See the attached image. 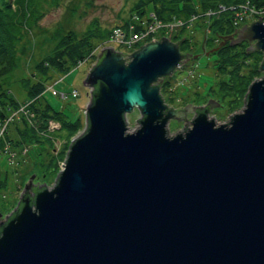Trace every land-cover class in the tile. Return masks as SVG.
<instances>
[{"label":"water","instance_id":"1","mask_svg":"<svg viewBox=\"0 0 264 264\" xmlns=\"http://www.w3.org/2000/svg\"><path fill=\"white\" fill-rule=\"evenodd\" d=\"M233 34L216 49L251 44L263 77L219 125L210 100L174 110L160 97L162 81L196 58L179 53L182 39L101 49L83 81V131L53 186L33 187L32 175L0 222V264H264V25L258 17ZM169 120L185 121L183 133L168 137Z\"/></svg>","mask_w":264,"mask_h":264},{"label":"trees","instance_id":"2","mask_svg":"<svg viewBox=\"0 0 264 264\" xmlns=\"http://www.w3.org/2000/svg\"><path fill=\"white\" fill-rule=\"evenodd\" d=\"M44 6L56 8L58 0H0V128L5 129L4 140H0V155L9 161L10 151L18 150L24 154L28 148L35 149V157H41L43 160L39 164L44 166L47 173L53 175L58 172V165L63 162L71 139L81 130L83 124L77 118L66 120L63 113L53 110L46 102L41 101L42 93L46 90L47 82L54 77L65 76L83 62L94 65L98 55L96 50L103 49L109 43L113 29L121 28L127 32L126 27L133 16L141 20L153 15L162 22L179 20L183 26L172 33L170 42L175 43L182 39L179 53L183 54L190 53L184 26L193 27L190 18H196L197 13L201 14L200 17L208 15L206 29L201 26L199 31L203 39L208 31L213 41H222L219 37L231 35L234 24L241 20L253 19L250 15L256 16V20L259 17L264 23V0H147L131 6L126 18L122 19V25L106 29L93 19L84 31L77 33L73 30V21L78 17L81 0H72L65 7L61 21L50 31H46L38 28ZM248 11L253 13L248 14ZM194 26L198 28L197 24ZM109 44L126 49L113 43ZM201 44L202 48L197 52L205 50V43ZM35 45L36 49L46 48L48 52L45 50L44 55L33 59ZM250 45L242 42L232 47L228 43L219 46L210 55L213 58L211 63L214 74L210 77L213 81L207 90L208 97L216 100L220 108H224L228 114L242 106L248 84L260 76L257 68L262 61V55L259 52L246 54L245 49ZM115 47L111 48L114 50ZM209 48L214 49V46ZM115 52L123 54L116 50ZM166 80L158 86L161 97L163 88L169 87ZM14 87L23 95V101L16 99ZM72 92L71 97H75ZM173 94L175 90L169 89L168 102L182 101L177 96L172 98ZM66 96L63 94V98ZM21 107L27 111V117L32 116L29 119L20 116L15 122L19 128L13 129L10 126L15 124L12 122L13 118L7 121V115H12ZM47 122L58 123L59 128L46 131ZM42 132L44 135L41 136ZM4 143L10 147L7 153L1 151ZM41 145L46 148L42 152L37 151ZM12 172L0 169V194L6 191ZM36 178L35 174L34 179Z\"/></svg>","mask_w":264,"mask_h":264},{"label":"rangeland","instance_id":"3","mask_svg":"<svg viewBox=\"0 0 264 264\" xmlns=\"http://www.w3.org/2000/svg\"><path fill=\"white\" fill-rule=\"evenodd\" d=\"M71 1L72 0H58V6L56 8L44 6L42 18L38 22V28L40 30L50 31L57 23L61 21L65 13V7ZM131 6L133 7L132 0H81V8L80 11L78 12V17L73 21V30L77 33L84 31L86 25L93 19L97 20L100 26L106 29H110L115 26L122 25V19L126 18L127 11L130 9ZM197 14L198 15L196 18L195 17L190 18L191 19L190 22L191 24H193V27H189L187 25L184 26L186 31L185 37L187 36L189 41L190 53L188 52L183 53V54H189L191 57L196 56V58L190 59L181 68L174 71L172 76L166 80L167 83H169V87H165V89L163 88L162 90L163 97L160 96L165 106L171 109H173L172 107H170L172 105L179 107L177 105L178 101H179L178 102L179 105H181L182 107H185L186 105H190L192 108L203 107L206 105V103L209 100L215 104H218L216 100L212 99L211 97H208L209 95L207 92L208 87L211 86V83L213 81V79L210 80V77H212L214 74L213 72L214 67L211 63L213 61V58L210 55L217 50L215 46L216 45L218 46V43L217 41L211 40V36L208 31L205 33L206 37L203 39L201 31L199 30L201 26H203V28L206 29L208 15L205 14L206 16L200 17L201 14L200 13ZM250 17L253 19L250 20L246 19L247 21L241 20L237 24H234L235 26L234 30L235 31L238 30L239 28L242 27L243 24L249 25L251 22L257 21L256 16L250 15ZM155 19L157 22H159L157 18ZM174 20L176 19L170 21V23L173 24L171 33L167 32L162 35L160 32H157L154 34L157 38L154 39L159 40L160 38H165L168 41H171L170 38L172 33L174 34L175 31L181 29L180 28L181 26L178 29V26L175 25L176 22ZM196 24L198 25V28L194 26ZM262 24L264 25L263 21ZM132 25L134 27H132ZM128 26L132 28L131 30L132 33L135 32L136 30H139V32H141V30L146 28L147 26V19L142 18L141 21H139L138 18H136V20L130 18ZM128 26L126 28H128ZM231 37L232 39L235 38L233 37V35ZM124 39H128V38L125 37ZM36 41H38V39H36ZM150 41L151 39L140 45L126 49L117 48L111 44H108L103 48L115 47L114 51L116 50L119 52H123L122 55H128L131 52L135 51L140 46L149 43ZM124 42H126V40H124ZM201 42L207 43V45L204 46V48L206 47V49L203 50V52L202 51L197 52L200 49V47L202 48ZM211 45H213L214 49L216 50L211 51L212 49L209 48ZM36 47L37 46L35 45L34 50L32 52L33 59L39 58L42 55H44L45 50L48 52L46 48H42L39 50L36 49ZM101 49L102 48H98L96 50V53H99ZM204 53L207 54L206 57ZM92 66L93 65L90 66L88 63L83 62L76 68L72 69L65 76L54 77L53 80L47 82L46 90L42 93L41 96V101L46 102L53 110L63 113L66 120L67 119L75 120L76 118L81 120V123L83 124L84 127V121H83L84 110L89 101V92L88 89L85 86H83V81L89 69ZM25 72L27 73V71ZM262 77L263 74L260 72V76L258 78L253 79L250 83L259 80ZM169 89L171 91L175 90L176 95L175 94L171 95L172 98L177 96L180 97L182 101L176 100L177 101V102L175 101L176 103L168 102L169 100L167 99V97L169 94ZM13 90L16 99L19 102L23 101V95L19 91H17V87L16 88L14 87ZM72 91H75L76 93L75 97H71ZM192 93L196 95H192ZM63 94L67 95L66 98H63ZM242 108H243V103L242 106L237 111L228 114L224 108L212 107L210 109V112L208 113V118L209 119L213 118L215 125L226 123L229 116H231L236 112H239ZM27 115L28 113L25 110V108L21 107L17 109V111H15L14 113H12V115L11 113H9L7 115L9 117L7 121L13 118L12 122L14 124L15 122H17L20 116L26 119H29L32 116L29 115L27 117ZM192 118H193V112H190L185 116V120L186 122H188L186 129L190 128L189 122L191 121ZM139 119H140V115L136 110H133L132 112L126 114L125 122L129 132L137 128L138 124H136L135 121ZM183 125H185V121L169 120V122L166 125L167 136L172 137L177 132L180 133L183 130ZM10 126L13 129L19 128L18 123H15L13 126L12 125ZM83 127L73 136L72 139L78 137L82 133ZM57 128H59L58 123L47 122L45 126L46 131L55 130ZM4 130L5 129L3 127L0 128V140H4V136H5ZM42 135H44L43 132L41 133V136ZM5 146H7L6 149H4ZM3 147L4 148L1 149L2 153L4 152L7 153L10 147L8 145H5V143L3 144ZM45 148H46L45 145H41L40 147H38L37 151L41 150L40 152H42ZM35 152H36L35 149H31V148H28L27 152L24 154H22V151H18V150L10 151L9 154L11 153V155L10 158L8 157L9 161H7L4 156L0 155V169L13 171L10 176V181L6 188V191L0 194V222H3L4 218L8 216V214H10L11 211L15 208L25 183L32 175L35 174L37 175V178L32 180L31 183L32 186H36L37 184L38 187H41L42 185H44L46 189H49L53 186L56 177L55 175H57V173L60 171L63 162L58 165L59 169L56 174L53 175V173H47L44 166L39 164L40 161L43 160L41 159V157L38 156L35 157L36 156Z\"/></svg>","mask_w":264,"mask_h":264},{"label":"built area","instance_id":"4","mask_svg":"<svg viewBox=\"0 0 264 264\" xmlns=\"http://www.w3.org/2000/svg\"><path fill=\"white\" fill-rule=\"evenodd\" d=\"M253 13L252 11H248V14ZM134 20H136V18L139 19V17L137 16H133L132 17ZM158 20V19H157ZM139 21H141L139 19ZM159 22L156 21L155 16L150 15V17L147 19V26L146 28L142 29L141 32H139V30H136L135 32L132 33V28L128 26L127 32H124L121 28H116L113 29L111 31L110 37H109V43H113L116 44L117 46H123L126 48H131L133 46H137L140 45L146 41H148L149 39H151V41H155L157 38L154 34L157 32H160L162 35L170 32L172 30V23H170V21L168 22H160V20H158ZM176 23L175 25L178 26V28L181 26L182 27V22L179 20H174ZM141 24V23H139ZM132 27H134L132 25ZM125 37H127L128 39H124ZM161 37V36H158ZM126 40V42H124V40ZM123 40V41H122ZM108 43V44H109ZM124 43V44H123ZM107 44V45H108ZM72 94L74 96H76L75 92H72Z\"/></svg>","mask_w":264,"mask_h":264},{"label":"flooded vegetation","instance_id":"5","mask_svg":"<svg viewBox=\"0 0 264 264\" xmlns=\"http://www.w3.org/2000/svg\"><path fill=\"white\" fill-rule=\"evenodd\" d=\"M132 1H133V5H134V4H137V2H141V3H142V2H146L147 0H132ZM235 36H236V33L233 34V37H235ZM217 43L219 44V43H221V41L218 39V40H217ZM228 43H229V41L227 40V41L224 42L223 45H220V47L225 46V45H227ZM241 43H242V42H241ZM241 43H239V44H241ZM239 44H238V45H239ZM247 44H249V43H247ZM205 45H207V43H205L204 46H205ZM204 49H206V47H205ZM208 49H209V48H208ZM177 105H178L179 107H177V106H175V105H172V106H170V107H172V108L175 109V110H177V109H182V108H183L181 105H179V103H177ZM203 107H205V106H203ZM14 209H15V208H14ZM14 209H13V210H14ZM13 210L11 211V213L13 212Z\"/></svg>","mask_w":264,"mask_h":264}]
</instances>
